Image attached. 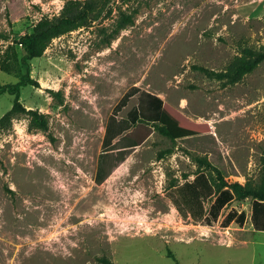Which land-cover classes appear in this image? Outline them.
I'll use <instances>...</instances> for the list:
<instances>
[{"label": "rangeland", "instance_id": "374dc122", "mask_svg": "<svg viewBox=\"0 0 264 264\" xmlns=\"http://www.w3.org/2000/svg\"><path fill=\"white\" fill-rule=\"evenodd\" d=\"M68 1L98 6L31 61L37 85L21 91L25 112L0 127V264H264L253 200L213 210L222 176L201 142L184 140L212 134L238 172L222 175L259 182L264 62L236 83L198 67L225 71L264 45V0H0V63L9 69L0 65V85L19 81V39ZM134 89L118 118L148 91L163 99L158 125L172 136L155 128L99 184L108 118ZM13 101L0 95V118ZM231 212L244 224H228Z\"/></svg>", "mask_w": 264, "mask_h": 264}, {"label": "trees", "instance_id": "16d2710c", "mask_svg": "<svg viewBox=\"0 0 264 264\" xmlns=\"http://www.w3.org/2000/svg\"><path fill=\"white\" fill-rule=\"evenodd\" d=\"M97 2H89L84 6L81 1H68L58 18H43L34 27L33 32L23 35L17 42L20 51L15 47L14 62L17 67L19 81L14 84L0 85V95L8 93L14 96L12 108L0 118V127L6 125L15 114L25 112L20 103L21 91L27 86H36L37 82L31 77V61L40 58L51 42L67 32L76 30L83 26L90 18V14L97 8ZM264 62V45L259 49L245 48L242 55L233 61L225 71L216 72L204 67H198L209 78L223 80L231 78L233 83L240 81L243 76L253 72ZM6 71L8 67L2 66ZM135 89L126 93L114 108L109 116L105 135L102 143L103 153L100 156L95 180L102 183L110 173L119 166L129 156L134 149L141 145L155 128L171 137L170 131L158 123L162 118L165 107L161 97L148 91H141L138 96V104L133 107L126 117L118 118V112L126 105L130 97L135 94ZM185 142H201V148L210 155L208 165L212 166L216 172L222 176V183L217 187V197L212 205V209L217 212L234 200L242 201L247 198L253 200L252 223L256 230L264 231V152L262 157V167L258 183L248 180L242 183L238 180L228 181L226 177L238 176L237 169L233 162L216 150L217 141L210 134L188 137ZM206 140H211L213 145L209 147ZM117 152V154H114ZM118 155L115 160L114 156ZM217 212L214 214L216 216ZM227 223L232 221L244 224L245 214L239 216L236 213H229L226 218ZM173 259L176 261L175 256ZM104 264H113L107 259H102Z\"/></svg>", "mask_w": 264, "mask_h": 264}, {"label": "crops", "instance_id": "0c3cea01", "mask_svg": "<svg viewBox=\"0 0 264 264\" xmlns=\"http://www.w3.org/2000/svg\"><path fill=\"white\" fill-rule=\"evenodd\" d=\"M253 215V206H252V214H251V216ZM242 230V229H241ZM243 231H244V229H243ZM254 231H262V230H256L255 228H254V226H253V232ZM224 232H226V233H230L229 232V228H227V229H225L224 230ZM245 232V231H244ZM206 234H209V233H206ZM247 236V234L245 235V237ZM197 240H200V239H197ZM202 241H209V242H211L210 240H202ZM247 241L248 240H246V238H242V239H238V240H236V242L234 243V244H230L231 246H234V245H237V244H244V243H247ZM211 243H213V242H211ZM215 244V243H214ZM224 245V244H223ZM228 246V245H227Z\"/></svg>", "mask_w": 264, "mask_h": 264}, {"label": "bare ground", "instance_id": "6f19581e", "mask_svg": "<svg viewBox=\"0 0 264 264\" xmlns=\"http://www.w3.org/2000/svg\"><path fill=\"white\" fill-rule=\"evenodd\" d=\"M50 160V159H49ZM54 176V175H53ZM47 180V179H46ZM74 180V179H73ZM77 181L78 180H75L74 182H72L71 181V183H70V186L69 187H74V186H76V183H77ZM63 185H65V183L63 182L62 183ZM64 190V189H63ZM66 191V190H65ZM67 192V191H66ZM65 192V193H66ZM69 192V191H68ZM75 194V193H74ZM72 196V195H71ZM54 197V196H53ZM55 198V197H54ZM58 198V197H57ZM63 199V198H62ZM133 201V200H132ZM78 205V204H77ZM177 209V208H176ZM71 210V209H70ZM81 210V209H80ZM76 211H78V210H76ZM79 212V211H78ZM81 212V211H80ZM91 212V211H90ZM92 214V213H91ZM145 214V213H144ZM33 215V214H32ZM113 215V214H112ZM136 216H137V214H136ZM72 217H73V213H72ZM88 217V216H87ZM140 217V216H139ZM45 218V217H44ZM63 218V217H62ZM62 218L60 219V220H62ZM127 218V217H126ZM131 218V217H130ZM51 219H53V218H51ZM73 219V218H72ZM114 219H115V217H114ZM133 219H134V217H133ZM59 220V219H58ZM140 220V219H139ZM118 221V220H117ZM126 221V220H125ZM128 221V220H127ZM58 222V221H57ZM61 222V221H60ZM65 222V221H64ZM116 223V222H115ZM122 223H123V221H122ZM131 223V222H130ZM119 224V223H118ZM142 224V223H141ZM122 227H124V228H126L127 227V224H126V227L125 226H122ZM145 227V226H144ZM140 228V227H139ZM146 231H150V227L148 226V225H146V227L144 228ZM144 230V231H145Z\"/></svg>", "mask_w": 264, "mask_h": 264}]
</instances>
